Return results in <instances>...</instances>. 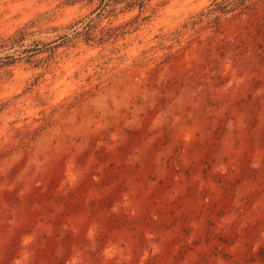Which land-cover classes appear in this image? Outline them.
I'll return each instance as SVG.
<instances>
[{
	"label": "rangeland",
	"instance_id": "374dc122",
	"mask_svg": "<svg viewBox=\"0 0 264 264\" xmlns=\"http://www.w3.org/2000/svg\"><path fill=\"white\" fill-rule=\"evenodd\" d=\"M0 0V264H264V0Z\"/></svg>",
	"mask_w": 264,
	"mask_h": 264
},
{
	"label": "trees",
	"instance_id": "16d2710c",
	"mask_svg": "<svg viewBox=\"0 0 264 264\" xmlns=\"http://www.w3.org/2000/svg\"><path fill=\"white\" fill-rule=\"evenodd\" d=\"M77 0H68V2H75ZM113 1V2H121V1H125V0H102V3L104 5H108L110 4V2ZM128 1V8H133L135 6H139V7H143L149 0H127ZM235 4H238V5H243L245 7H248L249 5L246 4V0H234Z\"/></svg>",
	"mask_w": 264,
	"mask_h": 264
}]
</instances>
